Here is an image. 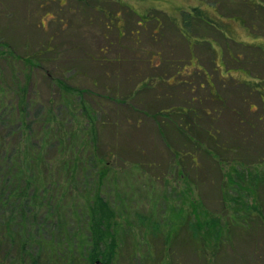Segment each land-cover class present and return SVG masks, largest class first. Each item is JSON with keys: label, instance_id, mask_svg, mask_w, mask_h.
<instances>
[{"label": "rangeland", "instance_id": "374dc122", "mask_svg": "<svg viewBox=\"0 0 264 264\" xmlns=\"http://www.w3.org/2000/svg\"><path fill=\"white\" fill-rule=\"evenodd\" d=\"M155 3L0 0V115L18 122L17 104L22 102L21 116L28 124V129L26 124L21 126L16 137L7 134L10 120L8 126H1L9 140L6 146L21 154L37 151L43 137L49 135L42 154L47 166L40 162V169H48L44 178L54 204L56 199L59 202L58 216L67 220L66 236L75 234L73 245L88 233L86 204L97 190L123 224L117 240L120 264H156L158 259L171 264H206V259H210L209 264H264V226L252 228L253 216L242 219L246 217L244 209L248 214L256 212L250 206L252 198L264 206V182L256 193L244 197L249 204L238 211V193L250 184V178L244 175V181L239 172L248 168L251 177L264 176V164H259L264 159V98L242 84L245 79L241 74L238 80L220 79L216 72L214 97L220 95L223 102L214 100L210 89L196 87L192 92L183 83V102L178 104L167 97L155 98L159 90L163 93L161 84L152 91L145 89L147 96H143L144 92L141 95L138 83L143 85L147 73L141 68L129 67L126 61L124 69L116 73L106 64L107 70H112L108 74L104 63L97 60L106 58L104 47L114 50L103 36L106 26L112 25L107 34L116 41L117 22L121 14L127 15L128 5L145 4L149 12ZM107 7L111 8L110 16L104 18ZM242 7L251 15L247 5ZM158 15L165 19L174 16L166 17L153 10L148 17L157 19ZM255 17L248 16L250 27ZM259 17L262 22L256 24L257 34L264 36V13L260 12ZM132 26L129 23L127 27ZM225 28L230 32L229 25ZM216 37L222 39L220 35ZM132 39L130 33L121 39L127 50L123 59L131 54L128 48L134 46ZM168 40L165 38L160 46L166 51L174 47ZM233 41H228L230 50L241 55L238 67L264 81L260 49L254 52ZM143 45L142 42L140 48ZM178 106L209 108L219 120H209L204 112L174 108ZM193 112L199 128L212 122L218 129L214 137L225 149L215 147L212 138L190 123ZM91 118L94 125L89 124ZM241 119L245 123L241 124ZM92 129L95 144L88 141ZM194 153L196 163L191 161ZM74 162L79 163L77 182L69 176ZM102 171L106 176L100 183L98 175ZM38 200L41 205L44 197ZM212 218H218L222 234L218 241L209 236L199 241L200 247H205L196 253L191 240H197V223L204 222L196 234L201 237L203 231H213L209 222ZM246 221H251L250 227ZM171 234L172 248L163 258L161 250Z\"/></svg>", "mask_w": 264, "mask_h": 264}, {"label": "trees", "instance_id": "16d2710c", "mask_svg": "<svg viewBox=\"0 0 264 264\" xmlns=\"http://www.w3.org/2000/svg\"><path fill=\"white\" fill-rule=\"evenodd\" d=\"M38 57L41 58L40 55ZM242 84L249 87V91L257 92L260 97L264 96L262 92L264 81L247 80ZM22 104V102L17 104L18 122L15 119H6L5 115H0V127L8 126L10 120L7 134L12 137H16L21 132V126L27 123L26 118L21 116ZM208 109L197 108L195 113L196 111L197 114L204 112L205 116L209 117V120H219L215 115L213 117L208 112ZM196 117L197 115L193 112L190 123L195 128L201 129L200 133H204L212 138L211 142L214 143L215 147L225 149L222 148L224 145L216 141L214 137L215 133L213 132L218 129L212 125V122L207 123L205 127L199 128L200 124L197 123ZM89 121L90 125H94L92 118ZM240 123L245 122L241 119ZM25 127L28 129V124ZM251 127L254 128L252 125ZM26 134L27 136L30 135ZM262 134L264 135V131L261 132ZM5 135L0 128V264H120L118 261L120 246L117 240L119 239L123 224L118 221V216L109 202L97 190H94L93 199L86 204L89 214L86 224L88 233H85L86 235L82 236L81 240L76 242L74 246L73 240L75 234H71L70 237L66 236L64 229H66L67 220L58 216L56 211L60 207L59 202L56 199L54 204L50 185L46 181V178H44L49 173L48 169H40V162L44 163L43 166H47L42 154L44 153L43 150L46 143L50 141V138L47 137L49 135L47 134V136L43 137L44 139L42 138L43 145H39L37 151H26L22 154L19 151H15L13 147L6 146V144H9V140H6ZM89 135V143L95 144V131L93 129L90 130ZM29 139L31 138L28 137L27 140ZM58 142H61V139ZM76 161H80V159L76 157ZM191 161L196 163L195 153ZM74 163L70 167L69 176L76 181V169L79 163ZM259 164H264V159L259 161ZM239 174L244 181V175L249 177L250 184L248 185L246 182V188L242 189L240 187L242 193H238V211L246 208L244 206L245 203L249 204L244 200V197L248 198L250 194L256 193V189L264 182V176L261 179L259 177H251L252 172L248 168L243 169V172H239ZM105 176L106 171L100 172L98 181L101 183ZM52 183L54 182L52 181ZM38 197H44V200H41V205L38 204ZM252 200L253 203L250 206L253 212L254 210L256 211V214H248L244 209L243 215H246V217L242 219L246 220L247 217L250 216L251 218L253 216L255 220L252 221L254 222V225L251 224L252 228L264 226V206L255 203L254 198ZM39 207H46V209L41 210ZM54 211L56 212L55 216ZM218 221V218L210 219L209 222L212 224L213 231L211 229L203 231L201 237L196 234L204 226V222L200 221V223H197L196 227L198 229L194 232V236H198L197 240H194L191 236L193 240L191 238L187 239L191 240L196 253H200V248L205 247V245H201L200 247L199 241L206 239L207 236L218 241L223 231L221 230V226L219 227ZM246 222L247 226L251 223V221ZM48 227L52 229L49 230ZM172 237H174L173 234L165 238L166 243L163 244L161 250L163 258L168 254V250L170 253L172 246L169 247V240ZM209 260L206 259V264H209ZM157 261L156 264H161V262L171 264L162 259H158Z\"/></svg>", "mask_w": 264, "mask_h": 264}, {"label": "crops", "instance_id": "0c3cea01", "mask_svg": "<svg viewBox=\"0 0 264 264\" xmlns=\"http://www.w3.org/2000/svg\"><path fill=\"white\" fill-rule=\"evenodd\" d=\"M150 1L157 2L155 3L157 8L151 6L152 8H150L149 12H147V8L144 7L145 4H143V6H134L130 4L126 7L127 15L126 13H124V15L121 14L117 22L118 33L115 36L116 41L107 34V31L113 28L112 25L106 26L107 30L104 31L106 33H104L103 36L105 39L110 40L109 43L114 46V50L110 46L104 47L105 50L103 55L106 56V58L97 60L102 64L104 63L103 66L106 68L105 71H107V73L112 71L109 70L111 67H114V72H120L121 68L124 69V63L127 61L130 63L128 64L129 67H139L143 72H147L144 80H142L143 85L140 87V83H138V92H140L141 95L145 89L152 91L151 89L156 88L157 84H161L160 86L163 87V93L159 92V90L158 93L155 94V98L162 97L161 99H165V97H167V99L175 100V103L178 104L179 102L181 104V101L183 102V83L189 85L192 92H194L196 87L200 89H210L213 99L219 103L223 102L220 95H216L217 97L219 96L218 98L214 97V73L216 72L220 79L223 77H231L238 80L239 73L243 76L242 78H244L245 81H258V78L248 73L249 71L247 69L238 67V56L241 57V55L233 53L230 50L228 42L236 40L235 43L242 47L254 49V52L255 49L258 48L257 50L259 51L260 49L264 56V36L257 34L256 30V24L258 25L262 22L258 19L260 17L259 4L256 3L257 0H247L243 4L238 0V12L236 13L238 14V19L229 16L232 15L231 13H220L218 9H216V6L209 2L210 0ZM225 2L226 6L233 4L232 0H226ZM240 4L242 6L247 5L251 15L244 10L242 11L243 14L240 15ZM110 10V7L105 8L106 14L104 18L110 16ZM153 10L154 12L157 11L164 14L166 17L174 16L165 19L163 16L158 15L157 19H149L148 15L150 13L153 14ZM130 11L132 14H128ZM254 14L256 17L253 18L254 22L252 27H250L248 25V16L254 17ZM129 23L133 25L130 29L127 27ZM188 23H190L189 27L187 25ZM225 25H229L230 32L225 28ZM128 33L133 37L131 43H133L134 46L128 48L131 54L128 53L129 57L123 59L122 56L126 48L121 43V39L124 40ZM218 35L221 36V40L216 37ZM165 38H169V43H174V47L167 51L160 47ZM262 41L263 45L260 44ZM142 42L144 45L140 48ZM137 46H139V50ZM108 54H110V57L107 56ZM106 64L109 65L108 70ZM158 69L162 71L158 73ZM130 70L136 72V69ZM188 76H191V78H187ZM199 77L201 79L200 82ZM96 83L98 84L97 81ZM153 84L155 85L154 87ZM143 94V96H147L145 92ZM108 97L109 96H106L105 98ZM130 97H132V95H130L129 98ZM193 101L194 95L191 97V102ZM167 108L164 107L163 109ZM170 108L171 106L168 109ZM174 108H182L184 111H195L192 107L178 106ZM208 112L211 113L209 110Z\"/></svg>", "mask_w": 264, "mask_h": 264}, {"label": "flooded vegetation", "instance_id": "af4514ba", "mask_svg": "<svg viewBox=\"0 0 264 264\" xmlns=\"http://www.w3.org/2000/svg\"><path fill=\"white\" fill-rule=\"evenodd\" d=\"M222 1V3H221ZM226 0H210L209 2L216 6V9H218V11L220 13H224V14H228V13H231L232 15H229V16H233L234 18L238 19V14H236L238 12V0H232L233 1V4L231 5H228L226 6ZM227 1H230V0H227ZM240 3H245L247 0H239ZM257 4H259V14L260 12L264 13V0H257L256 2ZM226 6V7H225ZM240 15L243 14V9H242V5L240 4ZM225 7V8H224ZM243 16V15H242ZM261 17V15H260ZM233 18V19H234ZM188 27L190 26V23L187 24ZM215 84V82H214ZM212 86V85H211ZM212 88V87H211ZM264 98V96H262ZM261 97V98H262Z\"/></svg>", "mask_w": 264, "mask_h": 264}]
</instances>
